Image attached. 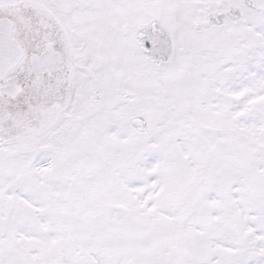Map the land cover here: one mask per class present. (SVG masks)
Returning a JSON list of instances; mask_svg holds the SVG:
<instances>
[{
	"label": "snow or ice",
	"instance_id": "snow-or-ice-1",
	"mask_svg": "<svg viewBox=\"0 0 264 264\" xmlns=\"http://www.w3.org/2000/svg\"><path fill=\"white\" fill-rule=\"evenodd\" d=\"M0 264H264V0H0Z\"/></svg>",
	"mask_w": 264,
	"mask_h": 264
}]
</instances>
